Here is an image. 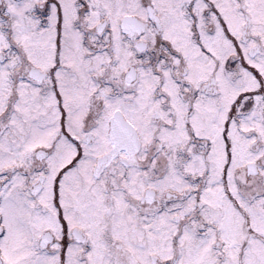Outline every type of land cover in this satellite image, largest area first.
I'll return each mask as SVG.
<instances>
[{
	"label": "snow or ice",
	"instance_id": "1",
	"mask_svg": "<svg viewBox=\"0 0 264 264\" xmlns=\"http://www.w3.org/2000/svg\"><path fill=\"white\" fill-rule=\"evenodd\" d=\"M0 264H264V0H0Z\"/></svg>",
	"mask_w": 264,
	"mask_h": 264
}]
</instances>
